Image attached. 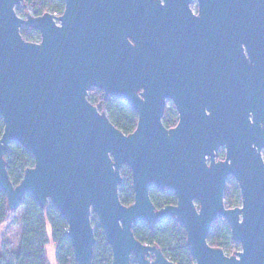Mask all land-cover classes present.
Wrapping results in <instances>:
<instances>
[{
  "label": "water",
  "instance_id": "water-1",
  "mask_svg": "<svg viewBox=\"0 0 264 264\" xmlns=\"http://www.w3.org/2000/svg\"><path fill=\"white\" fill-rule=\"evenodd\" d=\"M62 1L59 17H20L22 0H0V190L8 209L28 194L43 210L54 207L67 221L75 264H92L93 216L111 264H175L133 233L139 221L153 228L167 218L183 226L195 264H264V0H198L212 29L231 27L232 36L211 39L189 96L175 101L172 130L162 124L172 85L158 78L161 61L163 76H175L176 59L157 57L155 23L145 19L159 2ZM164 1L185 10L191 2ZM22 30L40 40L26 41ZM91 89L132 109L135 131L125 135L99 112L87 99ZM12 143L34 161L19 185L4 158ZM124 167L130 206L119 199ZM229 178L240 192L236 208L224 201ZM152 188L175 194L176 205L157 210ZM218 218L240 244L231 256L208 244Z\"/></svg>",
  "mask_w": 264,
  "mask_h": 264
},
{
  "label": "trees",
  "instance_id": "trees-1",
  "mask_svg": "<svg viewBox=\"0 0 264 264\" xmlns=\"http://www.w3.org/2000/svg\"><path fill=\"white\" fill-rule=\"evenodd\" d=\"M31 9L36 16L45 13L62 15L64 3L62 0H22V4L16 7V13L23 17L25 11ZM32 31V30H29ZM34 32V31H32ZM22 37L28 42H37L30 38L25 30L21 31ZM88 101L97 107L99 112H104L110 122L122 133L129 135L137 126V115L123 102L112 96H106L102 91L91 89L87 97ZM168 127L166 122L163 123ZM3 122L0 119V137L3 133ZM5 161L10 179L14 185H19L24 171L34 166V161L29 152L19 144L12 143L5 154ZM122 184L119 186V199L124 206H130L134 202L132 190L131 172L127 167L121 171ZM150 199L157 210L177 203L175 194L168 190L159 191L156 188L150 190ZM224 201L227 208H236L241 204L240 192L234 180L227 182L224 191ZM24 208L21 241L14 260L6 264H49L47 247L52 242L56 248L57 264H75L72 249L67 237L68 224L65 218L51 205L45 210L41 209L31 195H26L21 203ZM15 212L8 209L7 199L0 190V228L6 225ZM96 219L95 216H93ZM95 246L92 264H111L112 254L102 229L98 226L95 230ZM135 238L142 244L156 246L163 254L175 264H195L186 245V233L183 226L175 218H167L156 223L150 228L147 223L139 221L134 225ZM227 222L218 218L211 226L208 235V244L220 248L231 256L233 242ZM0 264L2 259L0 257ZM131 264H137L132 261Z\"/></svg>",
  "mask_w": 264,
  "mask_h": 264
},
{
  "label": "flooded vegetation",
  "instance_id": "flooded-vegetation-1",
  "mask_svg": "<svg viewBox=\"0 0 264 264\" xmlns=\"http://www.w3.org/2000/svg\"><path fill=\"white\" fill-rule=\"evenodd\" d=\"M156 1L159 4L155 7V11L147 10L145 19L148 18L149 21H152L150 23H155L159 45L157 57L159 59H176L175 76H163V73L166 72L161 61L158 78L161 87L172 85L171 91L173 93L165 99L162 116V124L164 122L170 124L168 127H164L167 130H172L179 123V113L175 101H184L189 96L191 78L197 71L201 73L199 67H202L203 60L209 55L211 39L217 36L226 39L232 34L231 27L220 26L219 29H212L205 16L207 14H201V6L198 0H191L186 10L178 5L165 3L164 0ZM170 71L168 69L167 73ZM222 151H224L225 158L224 148H220L217 154Z\"/></svg>",
  "mask_w": 264,
  "mask_h": 264
},
{
  "label": "rangeland",
  "instance_id": "rangeland-1",
  "mask_svg": "<svg viewBox=\"0 0 264 264\" xmlns=\"http://www.w3.org/2000/svg\"><path fill=\"white\" fill-rule=\"evenodd\" d=\"M28 11L29 10L27 9L25 12L27 13ZM32 31H26V32L28 33L29 37L37 39L39 33L37 31L34 32ZM262 154L264 155V150L262 151ZM231 180L233 179L229 178L228 182ZM226 206L228 205L226 204ZM24 212H25L24 208L20 207L17 211H15V214L11 217L10 221L6 225L0 228V257L2 259V264H6L7 262L11 263L14 260L15 256L17 255L19 243L21 241ZM92 224L94 230L99 226L98 220L94 219L93 217H92ZM230 238L232 239V237ZM232 242H233L232 244L233 251L241 249L240 244L238 242H234L233 240ZM47 257L49 264H57L56 248L52 242H50L49 246L47 247Z\"/></svg>",
  "mask_w": 264,
  "mask_h": 264
},
{
  "label": "built area",
  "instance_id": "built-area-1",
  "mask_svg": "<svg viewBox=\"0 0 264 264\" xmlns=\"http://www.w3.org/2000/svg\"><path fill=\"white\" fill-rule=\"evenodd\" d=\"M28 10H29V11H28L26 14L30 15V14H31L30 9H28ZM31 11L34 12L33 10H31ZM34 13H35V12H34ZM54 16H55V17H59L60 15L54 13ZM38 39L40 40V35H38Z\"/></svg>",
  "mask_w": 264,
  "mask_h": 264
}]
</instances>
